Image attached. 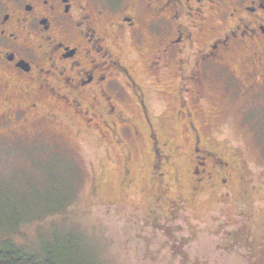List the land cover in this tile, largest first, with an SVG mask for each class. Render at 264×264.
<instances>
[{
    "label": "flooded vegetation",
    "instance_id": "1",
    "mask_svg": "<svg viewBox=\"0 0 264 264\" xmlns=\"http://www.w3.org/2000/svg\"><path fill=\"white\" fill-rule=\"evenodd\" d=\"M152 82L176 95L198 146L193 115L211 107V96L219 97L213 110L227 114L244 90L264 89V0H0V139L39 132L63 112L85 120L88 131L119 135L130 131L122 106L130 103L148 129L153 194L168 195L178 180L166 177L172 162L154 127ZM201 151H194L191 195L204 184L216 193L228 185L240 201L228 217L243 221L235 216L248 214V166L238 150L230 159L195 156Z\"/></svg>",
    "mask_w": 264,
    "mask_h": 264
},
{
    "label": "rangeland",
    "instance_id": "2",
    "mask_svg": "<svg viewBox=\"0 0 264 264\" xmlns=\"http://www.w3.org/2000/svg\"><path fill=\"white\" fill-rule=\"evenodd\" d=\"M149 88L154 127L171 156L166 177L178 180L175 189L153 194L148 129L133 104L122 105L133 119L131 133L119 128V135L106 137L63 112L39 132L0 139L1 238L36 249L44 241L79 236L94 264H264V89L244 90L227 114L213 110L219 97L211 96L212 108L193 115L201 135L195 147L197 133L169 86L152 82ZM117 140L127 145V159ZM197 147L202 151L195 156L212 152L227 159L238 150L248 166V214L235 216L243 221L228 217L240 203L228 185L218 184L216 193L204 184L191 195Z\"/></svg>",
    "mask_w": 264,
    "mask_h": 264
},
{
    "label": "trees",
    "instance_id": "3",
    "mask_svg": "<svg viewBox=\"0 0 264 264\" xmlns=\"http://www.w3.org/2000/svg\"><path fill=\"white\" fill-rule=\"evenodd\" d=\"M5 237H0V264H94L79 236L73 235L64 243L59 238L44 241L36 249L16 242L11 236Z\"/></svg>",
    "mask_w": 264,
    "mask_h": 264
}]
</instances>
